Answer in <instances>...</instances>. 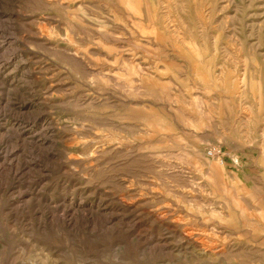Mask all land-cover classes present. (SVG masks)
I'll list each match as a JSON object with an SVG mask.
<instances>
[{"label":"rangeland","instance_id":"1","mask_svg":"<svg viewBox=\"0 0 264 264\" xmlns=\"http://www.w3.org/2000/svg\"><path fill=\"white\" fill-rule=\"evenodd\" d=\"M0 264H264V0H0Z\"/></svg>","mask_w":264,"mask_h":264}]
</instances>
